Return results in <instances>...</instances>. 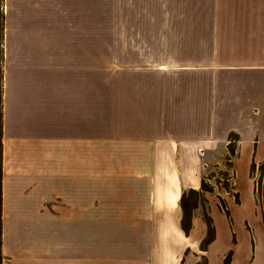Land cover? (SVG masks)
I'll use <instances>...</instances> for the list:
<instances>
[{"label":"crops","instance_id":"0c3cea01","mask_svg":"<svg viewBox=\"0 0 264 264\" xmlns=\"http://www.w3.org/2000/svg\"><path fill=\"white\" fill-rule=\"evenodd\" d=\"M1 114V264H197L179 200L230 134L228 243L206 193L198 252L264 264V0H6Z\"/></svg>","mask_w":264,"mask_h":264},{"label":"trees","instance_id":"16d2710c","mask_svg":"<svg viewBox=\"0 0 264 264\" xmlns=\"http://www.w3.org/2000/svg\"><path fill=\"white\" fill-rule=\"evenodd\" d=\"M2 114H1V99H0V251H1V178H2V170H1V135H2ZM229 144L227 146L228 154L229 157L226 158V162L228 164L231 162L230 161V156H235V146L233 145L234 142L237 141V136L230 134L229 135ZM264 164L258 165V169H262ZM256 164L252 160L249 168V175L250 177L252 176L253 170L255 169ZM229 179L228 176L224 178L223 182V189L220 188L221 190H226L228 192L229 190L231 191L233 189L232 185H229ZM218 184H220L218 182ZM222 184V183H221ZM220 184V185H221ZM213 189L209 185H206L204 179L201 180V185L198 191L194 190H188V191H183L179 200V206L181 209V219H180V228L185 236L189 235V232L191 230V220H192V215L193 211L197 209L198 206H201L202 208V220L205 224L206 227V233L204 238L201 240L199 244V249L202 252H205L207 249V246L211 244L214 241L215 238V230L213 226V222L211 217L209 216L208 212V207L207 201L204 197L206 193H212ZM235 199V203H238V195L234 194L233 195ZM254 198H255V203L256 205L260 208L261 215H262V224L264 227V179L260 183L259 182H254ZM194 199V201L191 203L188 202L189 200ZM188 200V201H187ZM218 200V209L219 211L224 215V217L227 219L229 226L231 227L232 220L230 213L227 209V206L224 202L223 199L220 197L217 198ZM187 201V202H186ZM230 258H231V251H228L226 256L223 259V264H230ZM201 259L204 261L203 264H207V259L205 256H202ZM1 252H0V264H1ZM181 264H183V260L181 261ZM200 264V263H197Z\"/></svg>","mask_w":264,"mask_h":264},{"label":"rangeland","instance_id":"374dc122","mask_svg":"<svg viewBox=\"0 0 264 264\" xmlns=\"http://www.w3.org/2000/svg\"><path fill=\"white\" fill-rule=\"evenodd\" d=\"M5 1L6 0H0V99L2 100V93H3V67H4V5H5ZM235 154H237L235 152ZM229 157V154L227 152V155L225 156L224 160H223V168H221V170L219 169H213V167H209L206 168L203 172V178L206 185H209L210 187H212L213 191L211 194V198L210 200L212 202H214L216 205H218V200L217 198L219 197V195L217 192L219 190H221L220 188L223 189V182H224V178L226 177V175L228 176L229 179V185H232V181L231 179V168H230V163L228 164V162H226V158ZM235 156H230V161H232V159ZM1 163H2V143H1ZM242 163L239 164V167ZM261 163H259L258 165H260ZM262 164H264V162H262ZM258 165H256L255 169L253 170L252 176L251 178L253 179L254 182H259L260 183L263 181L264 179V165L262 169H258ZM240 169V168H238ZM218 182L221 184H218ZM233 186V185H232ZM216 187L219 188L216 190ZM224 192H226V190H222L221 193L225 194ZM228 194H231V196H233L234 194L229 190L228 192H226ZM216 195V198L213 196ZM221 198V197H220ZM222 199V198H221ZM188 201V200H187ZM186 201V202H187ZM194 201V199L189 200L188 202L191 203ZM235 201V199H234ZM209 202V201H208ZM225 202V201H224ZM206 207H209L208 203L207 205H205ZM212 207V214L215 217V225L217 226L218 230H219V239L217 241V245L215 247L216 251L214 254V259H217V253H219L228 243V239L226 236V230H225V225L224 222L226 223V220L223 216L222 213H220L217 209V207L215 208L213 205H211ZM198 211L200 212V214L202 213V208L201 206L197 207ZM233 216L235 217V226L236 228L238 227L239 224V218L241 217V212L239 209H236L235 211H233ZM262 217V215H261ZM247 230H249L247 228ZM260 235H258L257 230L255 229L254 235H253V240H257L259 238ZM234 241V238H233ZM240 241L241 240V236H240ZM199 250V248H198ZM198 250L195 248V252L198 253L199 258H198V262L200 264H203V260L201 259V257L203 256L201 253L198 252ZM1 252V251H0ZM185 254H190L189 250H187L185 252ZM223 256H226L225 254ZM206 257V256H205ZM224 258V257H223ZM1 259H2V254H1ZM2 263V261H1Z\"/></svg>","mask_w":264,"mask_h":264}]
</instances>
